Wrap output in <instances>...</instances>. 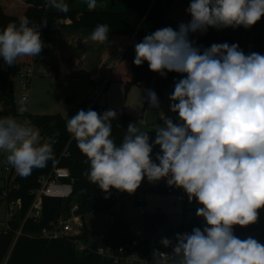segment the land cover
Here are the masks:
<instances>
[{
    "label": "clouds",
    "instance_id": "9594fccd",
    "mask_svg": "<svg viewBox=\"0 0 264 264\" xmlns=\"http://www.w3.org/2000/svg\"><path fill=\"white\" fill-rule=\"evenodd\" d=\"M87 3L90 11L97 7V0ZM50 4L69 11L64 0ZM186 11L190 22L145 36L135 46L133 61L136 66L147 61L161 76L165 70L186 74L169 97L170 110L182 124L164 118L153 144L148 132L129 124L117 144L111 125L117 113L81 108L66 121V129L86 157L88 180L104 193L115 188L133 194L145 177L149 182L166 178L170 187L187 193L190 203L195 198L203 206L196 212L206 221L203 230L177 234L174 244L161 240L173 248V264H264V245L233 234L234 225L255 223L264 207V54L245 55L228 43L212 44L201 53L189 39L190 33L209 27H252L264 16V0H191ZM109 31L108 25H97L91 40L103 44ZM42 47L37 25L26 16L0 31V57L8 65L38 56ZM147 99L159 107L154 91L147 92ZM154 145L160 148L155 161ZM0 152L21 177L53 159L52 145L41 143L39 130L14 116L0 117Z\"/></svg>",
    "mask_w": 264,
    "mask_h": 264
},
{
    "label": "trees",
    "instance_id": "16d2710c",
    "mask_svg": "<svg viewBox=\"0 0 264 264\" xmlns=\"http://www.w3.org/2000/svg\"><path fill=\"white\" fill-rule=\"evenodd\" d=\"M71 3L74 0H68ZM49 0H0V31L9 23H19V17L26 16L30 22L37 25L41 38L46 42L38 56L20 57L14 65H0V100L8 105V109L0 111V114H13V76L40 61L43 57H52L51 43L48 33L52 31L68 30L93 32L100 24L108 25L110 40L104 48L105 55L120 49V55L115 65L107 66L109 80L121 79L125 81V88L133 85L143 86L147 92L154 91L157 96L162 97L164 91L175 85L186 74L167 72L161 76L159 73L149 69L147 61L141 66H136L133 61L136 57L135 46L141 43L145 36L154 33L158 29L171 27L178 30L179 25L168 16V0H121L120 9H94L79 10L69 8L67 13L60 12L49 7ZM70 19L69 24L62 21ZM189 39L194 46H199L201 53L212 44L228 43L237 44L245 55L253 52L264 54V17H261L255 25L250 28L240 26L238 28H213L203 35ZM102 51V52H103ZM115 66V69L113 70ZM108 81L106 82L107 85ZM98 114L102 115L110 109L98 106L95 102L91 106ZM117 113L116 119L111 121L112 138L119 144L132 122L131 116L123 111L114 110ZM31 123L38 127L42 137L41 143H50L53 150V159L49 160L44 168L33 169L27 177L19 176L14 168L10 175L14 188L8 190L9 201L19 203V211L10 221V230L6 233L0 231V264H43L48 255L58 253L59 264H113L108 259H103L88 251L76 249L74 240L59 238L47 240L40 238L39 234L44 227L57 222L60 217H69V204L71 200L77 203V213L84 218L89 213L108 212L113 217L105 235L99 236L83 226V232L79 238L85 242H91L93 246L111 244L112 246H124L142 258H150L153 249L157 246L151 245L147 237L135 235L125 219L115 212L113 208L122 200L124 192L115 188L104 193L87 178L89 164L86 157L77 147V142L66 129V119L60 114L51 115H30ZM179 124L183 122L177 121ZM46 140V141H45ZM44 141V142H43ZM158 163V161H157ZM57 165L69 170L72 178L73 193L67 199L45 197L43 199L42 215L38 222L27 220L22 227V235L17 240L15 231L21 227L23 217L28 209L32 196L30 191L38 186V179L47 174ZM162 185L150 188L152 192L175 194L182 204L184 215L194 211L195 198L190 203L187 193L182 188L169 186L166 178H162ZM6 188L0 189V194ZM107 197V198H106ZM73 205V204H72ZM162 213L149 216L145 219V230L149 232L157 224L164 221ZM203 217L194 214L190 219L183 221L178 226V234L191 233L194 228L203 230L206 227ZM237 234L256 232L253 239L264 245V207L258 209V219L255 223L247 226L234 225ZM74 239V238H73Z\"/></svg>",
    "mask_w": 264,
    "mask_h": 264
},
{
    "label": "rangeland",
    "instance_id": "374dc122",
    "mask_svg": "<svg viewBox=\"0 0 264 264\" xmlns=\"http://www.w3.org/2000/svg\"><path fill=\"white\" fill-rule=\"evenodd\" d=\"M120 1L97 0V7L95 9H120L122 7ZM64 2L71 9L79 10L80 12L88 10L87 0H74L71 4L68 0H64ZM190 3L191 0H168V16L178 24L190 22L192 17L186 11ZM68 20L70 19L67 18V20L63 21L68 22ZM213 28L209 27L207 31ZM77 31H80V29ZM207 31H197L190 33L189 36L196 38ZM109 37L108 35V40ZM54 40V38L52 40L50 39V43H54ZM107 42L100 44L89 38L87 44L84 43L79 45L80 48H75V51L73 50L71 55L77 54L82 59L77 72H69V69L66 70V67L61 65L58 67V61H55L54 64L52 60H55L53 52L55 54L54 49L56 47L52 46L51 58L43 57L40 61L32 63L31 65H35L34 71L28 68L31 65L20 71V73H26L27 71L29 74L27 77H22L21 75L13 76V101L15 111L13 114H0V117L14 116L21 122H26L28 125L38 129V127L31 123L30 115L60 114L67 121L77 110L84 109L85 104L92 106L96 102L98 106L128 113L132 118L131 124H136L141 131L148 132L150 138L149 143L153 144L157 135L156 130L160 126H163L164 118H171L173 122L180 120L178 113L170 110L172 101L169 97L174 92L175 85L168 87L162 97L157 96L159 107H151L146 97L145 87L133 85L126 89L125 81L121 79L109 80L106 62L115 65L121 51L119 50L120 52L118 51L119 53L115 55H113L115 51L105 55L106 51L104 53L103 50ZM45 43L44 41L43 44ZM195 47L199 48V46ZM42 62L49 68L38 69V66ZM2 64H5V62L0 57V65ZM48 69L54 74L49 75ZM107 81L108 83L106 85ZM24 82L27 83L25 89L22 88V83ZM24 94L27 96L26 101H22L21 99ZM7 106L0 100V111L7 110ZM21 107L25 109L22 114L19 112ZM158 153H160V148L154 145L153 152L151 153L154 161ZM6 155V153L0 152V164L6 162ZM6 177H8V172L0 169V189L5 185L4 179ZM162 184V180H159L156 181V184L147 183L145 187H139L133 194L124 192L122 200L118 202L112 212L121 215L135 235L147 237L151 242L155 240L158 248L166 249L173 253V248L171 246L165 247L161 243V240L168 238L174 244L176 242L179 224L190 219L196 214L197 209L203 206L196 202L194 211L184 215L181 201L177 195L150 191V188ZM74 202V200L70 201L68 215H70V209ZM139 206L142 207L143 212L139 210ZM5 211V204L1 200L0 195V221L5 219ZM157 213H162L165 216L164 221L157 224L149 232H146L145 219ZM82 221L86 229L99 236H103L112 224L113 218L110 217V213L108 212L89 213L84 215ZM233 234L237 238L245 240L249 237L253 238L256 232L237 234L236 229H233ZM59 259L60 256L58 253H52L48 255V259L43 264H59Z\"/></svg>",
    "mask_w": 264,
    "mask_h": 264
},
{
    "label": "built area",
    "instance_id": "2783aa9c",
    "mask_svg": "<svg viewBox=\"0 0 264 264\" xmlns=\"http://www.w3.org/2000/svg\"><path fill=\"white\" fill-rule=\"evenodd\" d=\"M22 77H27L29 74L20 73ZM27 83H22V88L25 89ZM26 94L21 99L26 101ZM91 108V105H86L85 110ZM174 124H179L177 121ZM0 169L8 172V177L4 179L6 188L2 191L1 200L5 204L6 214L5 219L0 221V231L6 233L10 230V221L14 218L15 214L19 211V203H14L7 199L8 190L14 188L15 185L11 182L10 175L13 172V167L7 163L0 164ZM147 183L156 184V182H149L145 177L140 187H145ZM73 193L72 178L69 170L65 167H59L55 165L50 172L42 175L38 179V186L30 191L32 201L25 212L22 220L21 227L15 231V238L22 235V227L27 220L38 222L42 215L43 199L45 197L67 199ZM78 205L74 203L70 209V215L67 218L60 217L57 222H53L50 226L44 227L40 234V238L47 240H55L59 238H66L68 240H74L76 249L79 251H88L96 254L97 256L112 261L113 264H173V253L166 249L154 248L153 254L150 258H142L138 256L134 250L126 249L124 246L115 247L111 244H101L93 246L91 242H85L79 238L83 232V221L81 216L77 213ZM139 210L143 212L142 207L139 206ZM111 218H113L110 215ZM74 238V239H73Z\"/></svg>",
    "mask_w": 264,
    "mask_h": 264
},
{
    "label": "crops",
    "instance_id": "0c3cea01",
    "mask_svg": "<svg viewBox=\"0 0 264 264\" xmlns=\"http://www.w3.org/2000/svg\"><path fill=\"white\" fill-rule=\"evenodd\" d=\"M48 3H49V7H51L50 0ZM64 20H67V18ZM62 22L65 24H69L70 20H68V22H65V21H62ZM91 34H92V32L86 33V32H83L81 30L80 31L59 30V31L49 32L48 33L49 38L51 40L53 38L55 39L54 43L51 44V47L52 46L56 47V49H54L55 54L53 52L55 60H52L54 62V64H55V61H58L59 62L58 67H60V65H61V66L66 67V70L69 69L70 70L69 72H77L82 59H80V56H78L77 54H74V55H71V54L75 48L79 47V45L84 44V43L87 44V40L89 38H91ZM41 40H43V39L41 38ZM109 40H110V37H109ZM109 40H108V42H109ZM43 42H44V40H43ZM107 43H106V45H107ZM51 50L53 51V49H51ZM119 50L120 49L115 50V53L113 55L119 53L120 52ZM64 59H65V61H64ZM49 61L52 62L51 60H49ZM108 65H109V63L106 62V66H108ZM34 67H35V65L33 64L28 68H31V70L34 71ZM45 67H46L45 64L42 62L41 65L38 66V69H41V68L45 69ZM46 68H49V67H46ZM48 70H49L48 71L49 75L54 74L53 72L50 71V69H48ZM86 105L87 104H85V106Z\"/></svg>",
    "mask_w": 264,
    "mask_h": 264
},
{
    "label": "water",
    "instance_id": "95a60500",
    "mask_svg": "<svg viewBox=\"0 0 264 264\" xmlns=\"http://www.w3.org/2000/svg\"><path fill=\"white\" fill-rule=\"evenodd\" d=\"M156 243H157V242H156L155 240H153V241L151 242V245L154 246V245H156Z\"/></svg>",
    "mask_w": 264,
    "mask_h": 264
}]
</instances>
